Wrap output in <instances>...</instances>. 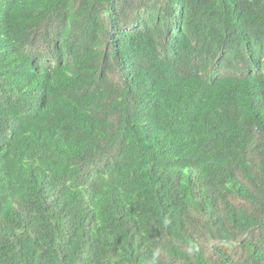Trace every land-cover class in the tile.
I'll return each instance as SVG.
<instances>
[{"label":"trees","instance_id":"obj_1","mask_svg":"<svg viewBox=\"0 0 264 264\" xmlns=\"http://www.w3.org/2000/svg\"><path fill=\"white\" fill-rule=\"evenodd\" d=\"M0 264H264V0H0Z\"/></svg>","mask_w":264,"mask_h":264},{"label":"rangeland","instance_id":"obj_2","mask_svg":"<svg viewBox=\"0 0 264 264\" xmlns=\"http://www.w3.org/2000/svg\"><path fill=\"white\" fill-rule=\"evenodd\" d=\"M183 162H185V163H187V164H188V166H187L188 168H190L191 166H194V167H196V165H195V164H196V162H195V161H191L190 159H187V158H186V159H184V158H183Z\"/></svg>","mask_w":264,"mask_h":264},{"label":"bare ground","instance_id":"obj_3","mask_svg":"<svg viewBox=\"0 0 264 264\" xmlns=\"http://www.w3.org/2000/svg\"><path fill=\"white\" fill-rule=\"evenodd\" d=\"M125 180V179H124ZM123 181V180H122Z\"/></svg>","mask_w":264,"mask_h":264}]
</instances>
